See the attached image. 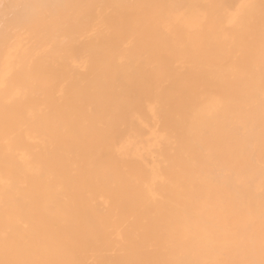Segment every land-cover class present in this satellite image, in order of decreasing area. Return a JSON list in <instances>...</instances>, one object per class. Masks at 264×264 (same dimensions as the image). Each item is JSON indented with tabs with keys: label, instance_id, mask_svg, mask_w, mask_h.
I'll use <instances>...</instances> for the list:
<instances>
[{
	"label": "bare ground",
	"instance_id": "1",
	"mask_svg": "<svg viewBox=\"0 0 264 264\" xmlns=\"http://www.w3.org/2000/svg\"><path fill=\"white\" fill-rule=\"evenodd\" d=\"M0 264H264V0H0Z\"/></svg>",
	"mask_w": 264,
	"mask_h": 264
}]
</instances>
